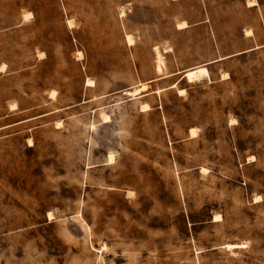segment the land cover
<instances>
[{
	"label": "rangeland",
	"instance_id": "rangeland-1",
	"mask_svg": "<svg viewBox=\"0 0 264 264\" xmlns=\"http://www.w3.org/2000/svg\"><path fill=\"white\" fill-rule=\"evenodd\" d=\"M0 264H264V0H0Z\"/></svg>",
	"mask_w": 264,
	"mask_h": 264
},
{
	"label": "bare ground",
	"instance_id": "bare-ground-1",
	"mask_svg": "<svg viewBox=\"0 0 264 264\" xmlns=\"http://www.w3.org/2000/svg\"><path fill=\"white\" fill-rule=\"evenodd\" d=\"M250 2V1H249ZM251 3V2H250ZM257 3L255 2V3H252L251 4V6H255ZM122 16H124V14L122 13ZM25 18H31V14L29 13V14H27L26 13V15H25ZM24 18V19H25ZM26 21V20H25ZM178 26V29H184V28H186V24L185 23H180V24H178L177 25ZM126 40H127V43L129 44V45H133V39H132V37L131 36H127L126 37ZM155 53H156V72L158 73V74H160V73H162V71H163V68H162V65H163V61H162V55L160 54V52H159V50H158V48H155ZM141 90H143V89H138V88H136V89H134L133 91H131V92H128L127 94L131 97V98H133V99H135L137 96H139L140 95V91ZM184 92V90H182V91H180V93H183ZM141 109L142 110H144V111H147V110H149V108H148V106L147 105H141ZM102 119L104 120V121H109V118L106 116V115H104L103 117H102ZM195 135H196V129H191L190 130V137H195ZM113 155L112 154H110L109 155V157H108V161H114L113 160ZM219 217H215L214 219V222H217V219H218ZM226 247L229 249V248H241L242 247V243L241 244H238V245H226Z\"/></svg>",
	"mask_w": 264,
	"mask_h": 264
}]
</instances>
